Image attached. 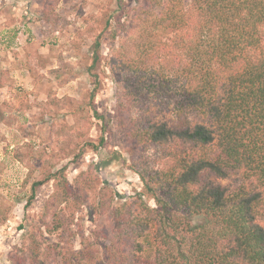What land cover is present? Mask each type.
I'll use <instances>...</instances> for the list:
<instances>
[{
    "label": "trees",
    "instance_id": "trees-1",
    "mask_svg": "<svg viewBox=\"0 0 264 264\" xmlns=\"http://www.w3.org/2000/svg\"><path fill=\"white\" fill-rule=\"evenodd\" d=\"M104 34L121 43L105 68L138 97L119 98L120 126L169 161L157 171L134 163L143 188L113 209L110 244L93 250L82 238L72 256L78 264H264V0H118L95 42L92 78ZM148 94L157 101L143 109ZM50 181L52 220L43 226L63 235L85 190L79 183L75 192L64 169ZM45 183L33 185L30 205Z\"/></svg>",
    "mask_w": 264,
    "mask_h": 264
},
{
    "label": "rangeland",
    "instance_id": "rangeland-1",
    "mask_svg": "<svg viewBox=\"0 0 264 264\" xmlns=\"http://www.w3.org/2000/svg\"><path fill=\"white\" fill-rule=\"evenodd\" d=\"M117 6L118 0H0V264H78L72 255L82 238L101 251L113 238V209L142 191L134 163L154 171L168 165L120 126L119 98L138 97L105 68L119 40L104 34L96 77L88 72ZM156 101L148 94L143 109ZM140 112L136 107L132 115ZM62 169L75 192L85 190L84 202L66 233L52 235L43 222L52 220L46 202L54 182L45 181Z\"/></svg>",
    "mask_w": 264,
    "mask_h": 264
}]
</instances>
